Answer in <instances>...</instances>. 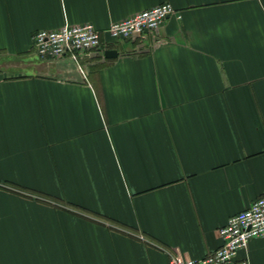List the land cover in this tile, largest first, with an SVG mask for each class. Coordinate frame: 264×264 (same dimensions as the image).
Wrapping results in <instances>:
<instances>
[{"label": "crops", "instance_id": "obj_1", "mask_svg": "<svg viewBox=\"0 0 264 264\" xmlns=\"http://www.w3.org/2000/svg\"><path fill=\"white\" fill-rule=\"evenodd\" d=\"M162 2L181 17L105 33ZM65 22L118 55L39 58L32 33ZM262 193L264 0H0V264L197 259Z\"/></svg>", "mask_w": 264, "mask_h": 264}, {"label": "built area", "instance_id": "obj_2", "mask_svg": "<svg viewBox=\"0 0 264 264\" xmlns=\"http://www.w3.org/2000/svg\"><path fill=\"white\" fill-rule=\"evenodd\" d=\"M180 18L181 14L169 2H162L122 20L112 21L105 29L111 39L130 40L156 30L167 17ZM102 31L91 22H65L56 29H37L32 33L33 47L41 59L61 57L65 54L102 51ZM217 234L220 246L204 257L171 256L167 264H249L247 259H236L237 252L245 249L252 238L264 237V193L247 207L231 214Z\"/></svg>", "mask_w": 264, "mask_h": 264}, {"label": "water", "instance_id": "obj_3", "mask_svg": "<svg viewBox=\"0 0 264 264\" xmlns=\"http://www.w3.org/2000/svg\"><path fill=\"white\" fill-rule=\"evenodd\" d=\"M117 52L118 51L116 49H114V48H108V49H105L102 52V54H103L104 58H108L109 59V58H115L118 55Z\"/></svg>", "mask_w": 264, "mask_h": 264}]
</instances>
